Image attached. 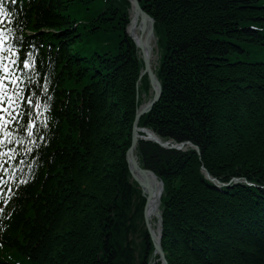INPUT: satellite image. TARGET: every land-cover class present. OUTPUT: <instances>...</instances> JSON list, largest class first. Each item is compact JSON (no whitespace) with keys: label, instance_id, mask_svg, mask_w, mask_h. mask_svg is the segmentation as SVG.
Listing matches in <instances>:
<instances>
[{"label":"trees","instance_id":"16d2710c","mask_svg":"<svg viewBox=\"0 0 264 264\" xmlns=\"http://www.w3.org/2000/svg\"><path fill=\"white\" fill-rule=\"evenodd\" d=\"M139 2L164 52L162 97L139 127L197 147L141 140L137 148L141 165L164 183L167 261L264 264V188L241 183L221 191L206 177L264 187V61L252 60L264 52V0ZM25 7L20 34L39 31L41 49L27 92L34 106L51 104L53 122L25 141L31 179L0 211V264L132 263L130 232L140 235L143 254L153 244L134 218L145 198L126 158L149 89L139 87L143 63L125 33L126 10L118 0Z\"/></svg>","mask_w":264,"mask_h":264},{"label":"snow or ice","instance_id":"6c2138e0","mask_svg":"<svg viewBox=\"0 0 264 264\" xmlns=\"http://www.w3.org/2000/svg\"><path fill=\"white\" fill-rule=\"evenodd\" d=\"M12 2H15V0H12ZM11 15L12 14L8 12L7 9L4 7V0H0V25H2L5 20H7L8 23H11ZM10 32L11 29H8L7 33ZM10 38V35L6 36V29L0 26V70H2V72L4 73L3 75H0V131L4 132L5 138H8L12 135V133L6 131V126L16 120L21 119V114L17 110V108L22 104L25 99L27 101V104H33L31 96L24 97V90L22 88L13 87L11 91H9V83L13 86L19 84V77H16L14 71L12 70L13 67H18L17 61L19 54L18 52H13V46H5L7 43V39ZM5 52L9 53V55H3V53ZM27 55L29 59H33L30 53ZM29 59H25L23 61V69L35 71V64L33 62L30 65ZM5 60L7 61V63H4ZM23 69H21V71H23ZM5 99H7V107L3 106ZM36 107L39 108L40 105L37 104ZM5 113L7 114L8 118H5ZM34 126V122L30 126H28L30 136L33 134L32 130ZM7 142L11 143L12 140L8 139ZM16 142L19 143V140H17ZM0 143L3 142L0 141ZM10 152L11 150H9V153ZM9 153H5V155ZM26 182L27 181H21V183ZM0 183H3L2 179H0Z\"/></svg>","mask_w":264,"mask_h":264},{"label":"bare ground","instance_id":"6f19581e","mask_svg":"<svg viewBox=\"0 0 264 264\" xmlns=\"http://www.w3.org/2000/svg\"><path fill=\"white\" fill-rule=\"evenodd\" d=\"M127 32L132 38L133 44L138 47L140 54L147 56L153 64L154 53L156 49V35L154 32V24L151 21H146L144 18H142V16L133 12L131 14ZM141 46L143 47V50L140 49ZM142 135H144V137H147V134L138 131V139ZM135 153H137V149L135 150ZM135 159L137 162L139 161L137 157H135ZM130 166L131 165H129V167ZM130 168L134 169L133 166H131ZM129 171H131V169H129ZM132 176L142 188L144 196L148 199V204L145 210V220L147 222V226L149 228L152 240L155 243V247H157L159 244L161 231V182L154 177H150V179L148 180L143 179V176L138 171L134 170L132 171ZM158 257L160 256L157 253V255H155V258L151 261L150 264H156L158 262Z\"/></svg>","mask_w":264,"mask_h":264},{"label":"water","instance_id":"95a60500","mask_svg":"<svg viewBox=\"0 0 264 264\" xmlns=\"http://www.w3.org/2000/svg\"><path fill=\"white\" fill-rule=\"evenodd\" d=\"M131 2L133 4V6H134V10H135L136 14H139L140 16H142V18H144L146 21H151L152 23L154 22V20L151 18V16L149 14H147V12H145L144 9L141 7V5L139 3V0H131ZM140 48H141V50H143L142 46ZM142 58H143V62H144V71L142 72L141 75L142 76L145 75V74L148 75L150 86H151L154 94H153L152 100H150L148 102V104L143 106L138 111V113L136 115L135 123H134V126H133V136H132V140H131V145H130V148L128 149V151H127L126 158H127L128 164L134 167V169L130 168L131 166L129 167L131 169V173H132L133 170L134 171H138L143 176V179H147L148 180V179H150V177H154L156 179H158V178L153 172L143 168L141 166V164L136 161L135 157H137V156H136L135 150L138 147L139 141L140 140H151V141H153V142H155V143H157V144H159V145H161L162 147H165V148L182 149L183 145L182 146H170L169 143L162 142L157 136H155V134L148 132V130H146V129H140L138 127L139 120L143 116L149 114L153 110L155 105L160 101V99L162 97V86H161V83L158 81V79L156 78V76L154 74V71L152 69L151 62H150L149 58L147 56H145V55H143ZM138 131L146 133L147 137H139V139H138ZM207 177L212 179L209 174H207ZM212 180L215 181L214 179H212ZM161 185H162V191H163V189H164L163 188V182H161ZM147 204H148V199H147V203H146V206H145V210H146ZM147 229H148V232H149L148 226H147ZM149 234H150V232H149ZM162 234H163V229H162V221H161L160 239H159V244L156 247V253L159 254L160 261L162 262V264H169L168 261H167L166 255H165V253H164V251L162 249V246H161ZM150 236H151V234H150Z\"/></svg>","mask_w":264,"mask_h":264},{"label":"rangeland","instance_id":"374dc122","mask_svg":"<svg viewBox=\"0 0 264 264\" xmlns=\"http://www.w3.org/2000/svg\"><path fill=\"white\" fill-rule=\"evenodd\" d=\"M118 2L126 10V15H127L128 23H126L125 32H127V29H128L129 23H130L131 14L133 12H135L134 6H133L131 0H118ZM155 41H156L155 42L156 49H155V53H154V60H153L152 67L154 68L155 73L157 74V72L159 70V67H160V65L162 63V59H163V56H164V52H163L162 48L159 47V45H158V37L157 36H156V40ZM256 49H259V48L252 47V50L253 51H255ZM138 53L140 54V51L139 50H138ZM252 60L253 61H264V52H261L260 54H254ZM142 84L145 85V84H148V82L144 81V83H143V81H142ZM152 97H153V92H152L151 88L149 87L148 91L145 92V94L142 95V102H143V104L148 103V101L151 100ZM132 179L134 180L133 177H132ZM139 202H142V198L139 199ZM140 208H141V206H140ZM135 209H136V204L133 206L132 211L134 212ZM139 212H140V209H139ZM137 215H138V218H137ZM137 215L134 214V218H135L136 222L139 223L140 228L142 229L143 228V225H145V227H146V224H145L144 220L142 221V219H140L141 216L143 217V212H140ZM137 235H138V233H136V232H134V233H131L130 232V234L128 236V241H129L128 244L129 245H127L128 246L127 249L128 250H130L131 248L134 249L132 251V254H133L132 263H130L131 260L128 257V258H126V261L123 262V264H142L141 263L142 260H145V262H146L145 264H150L151 261L155 258L156 248L154 247V245H153V251L150 254H147L146 255L145 254V251H144V254H143L142 240H141L140 235H138V236ZM157 261H158L157 262L158 264H162L161 262H159L160 261V258H158Z\"/></svg>","mask_w":264,"mask_h":264}]
</instances>
